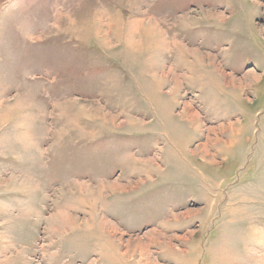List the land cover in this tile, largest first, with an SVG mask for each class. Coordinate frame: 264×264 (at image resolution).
Wrapping results in <instances>:
<instances>
[{"label":"rangeland","instance_id":"obj_1","mask_svg":"<svg viewBox=\"0 0 264 264\" xmlns=\"http://www.w3.org/2000/svg\"><path fill=\"white\" fill-rule=\"evenodd\" d=\"M0 264H264V0H0Z\"/></svg>","mask_w":264,"mask_h":264},{"label":"bare ground","instance_id":"obj_2","mask_svg":"<svg viewBox=\"0 0 264 264\" xmlns=\"http://www.w3.org/2000/svg\"><path fill=\"white\" fill-rule=\"evenodd\" d=\"M142 22V21H141ZM142 24V23H141ZM132 26H135L134 28H132L131 30H132V32H134V30H137L138 28H140V23H139V21H136L135 22V24H133ZM147 26H149V25H147ZM152 26V25H151ZM146 28V27H145ZM147 30H146V33H147V36L148 35H151V34H153L152 32V30H151V28L149 29V28H146ZM155 29V28H154ZM156 31V30H155ZM146 35V34H145ZM160 35V34H159ZM161 36V35H160ZM152 37V36H151ZM159 38H162V36L161 37H159ZM131 40V39H130ZM132 41V40H131ZM131 41H128V42H131ZM165 42V41H164ZM162 43V42H161ZM138 44V43H137ZM177 44V43H176ZM176 44L174 43V46H176ZM130 45H132V43L130 44ZM180 46V45H179ZM162 76V75H161ZM228 77H230L229 75H227ZM165 77V76H164ZM231 82H233V80L231 81ZM229 86H234V83H229ZM185 108H184V111H183V113H182V116L188 121V122H192V123H195V118H196V116H194L193 115V113L192 114H190L189 113V107L188 106H184ZM188 107V108H187ZM225 124H227V123H225ZM235 134V133H234ZM218 142V141H217ZM216 142V143H217ZM203 146V145H202ZM203 150V149H202ZM112 185V184H111ZM105 187V186H104ZM112 188V187H111ZM110 188V189H111ZM114 188V187H113ZM92 219V218H91ZM66 222V221H65ZM67 223V222H66ZM103 225V224H102ZM108 226V225H107ZM110 230V229H109ZM108 230V231H109ZM115 230V229H114ZM107 231V232H108ZM116 231V230H115ZM126 254H128V252H124V254H122L123 256H125ZM122 256V257H123Z\"/></svg>","mask_w":264,"mask_h":264}]
</instances>
